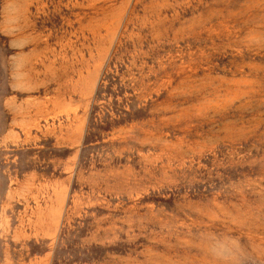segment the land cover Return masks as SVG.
<instances>
[{
	"label": "rangeland",
	"instance_id": "obj_1",
	"mask_svg": "<svg viewBox=\"0 0 264 264\" xmlns=\"http://www.w3.org/2000/svg\"><path fill=\"white\" fill-rule=\"evenodd\" d=\"M0 264H264V0H0Z\"/></svg>",
	"mask_w": 264,
	"mask_h": 264
}]
</instances>
